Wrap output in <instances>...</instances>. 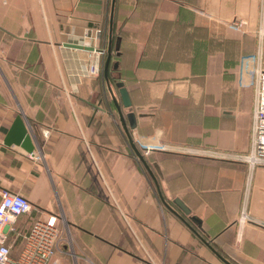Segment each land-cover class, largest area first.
<instances>
[{
  "label": "crops",
  "instance_id": "obj_1",
  "mask_svg": "<svg viewBox=\"0 0 264 264\" xmlns=\"http://www.w3.org/2000/svg\"><path fill=\"white\" fill-rule=\"evenodd\" d=\"M112 2L0 0V203L10 191L33 206L13 257L35 221L57 217L49 264H264V167L239 159L253 149L264 0H116L102 85L87 73L108 59ZM105 25V48L71 46ZM19 114L41 160L4 144Z\"/></svg>",
  "mask_w": 264,
  "mask_h": 264
},
{
  "label": "built area",
  "instance_id": "obj_2",
  "mask_svg": "<svg viewBox=\"0 0 264 264\" xmlns=\"http://www.w3.org/2000/svg\"><path fill=\"white\" fill-rule=\"evenodd\" d=\"M241 22H235L232 27L239 29ZM101 29L88 28L84 32V39L90 46L96 47ZM97 48V47H96ZM256 61L255 56L244 57L242 69ZM99 64L88 69L87 77L95 78L100 75ZM251 84L255 92L253 149L249 155L239 157L251 167H264V69L253 66L251 68ZM149 150L145 154H149ZM33 159L41 160V155H32ZM0 203V264H49L60 250L62 244V225L64 220L57 217L39 219L32 225L25 235L24 245L18 257H13L12 246L8 243L9 236L15 232L14 224L22 215L33 210L30 200L19 193L4 191ZM250 217L243 212L240 220L248 221Z\"/></svg>",
  "mask_w": 264,
  "mask_h": 264
},
{
  "label": "water",
  "instance_id": "obj_3",
  "mask_svg": "<svg viewBox=\"0 0 264 264\" xmlns=\"http://www.w3.org/2000/svg\"><path fill=\"white\" fill-rule=\"evenodd\" d=\"M115 4H116V0H113L112 12H111V18H110L111 42H110V46L108 49V59H107V62L105 64V69H104L105 77L107 79L108 84H109L108 72H109V66H110L111 57H112V45H111V43H112V33H113V24H114ZM71 46L74 48H78V49H85V50L91 51V52H97L98 51V49L96 47H93V46H82V45H71ZM117 87L119 88L123 107H125V108L130 107L131 106V100H130V95H129L126 87L122 83H118ZM109 91H110V94L112 95L114 104L116 105L117 110L120 114L121 121L123 122V125L126 127V123H125V119H124L121 107L119 106L118 101L114 96V93H113L111 86H109ZM126 131H127V129H126ZM129 139H130V144L132 146V149L135 152L136 156L146 164L144 155L138 149L137 145L133 142L130 135H129ZM4 144L8 147L13 146V145L19 146V147L23 148L29 154H33L35 152L36 143H35L32 135L29 132L27 123H26L22 114H19L15 118L11 128L9 129V131H8V133L4 139ZM221 258L227 264H232L229 261H227L226 259H224L222 256H221Z\"/></svg>",
  "mask_w": 264,
  "mask_h": 264
},
{
  "label": "trees",
  "instance_id": "obj_4",
  "mask_svg": "<svg viewBox=\"0 0 264 264\" xmlns=\"http://www.w3.org/2000/svg\"><path fill=\"white\" fill-rule=\"evenodd\" d=\"M112 36H113V39L112 41H114V29H113V33H112ZM108 27L107 25H105L103 27V29H101V33H100V40H101V45L103 48H105L107 46V40H108ZM113 48V47H112ZM103 69L102 71L100 72V75H99V82L104 85L105 81H107L106 77H105V73H104V69H105V64L107 62V57L105 56L104 60H103ZM111 63V62H110ZM109 69H110V66H109ZM108 78H109V81H110V73L108 72Z\"/></svg>",
  "mask_w": 264,
  "mask_h": 264
},
{
  "label": "rangeland",
  "instance_id": "obj_5",
  "mask_svg": "<svg viewBox=\"0 0 264 264\" xmlns=\"http://www.w3.org/2000/svg\"><path fill=\"white\" fill-rule=\"evenodd\" d=\"M241 216H242V214H241ZM241 216H240V218H241ZM66 227V226H65ZM65 234L67 235L68 233H67V229H65Z\"/></svg>",
  "mask_w": 264,
  "mask_h": 264
}]
</instances>
